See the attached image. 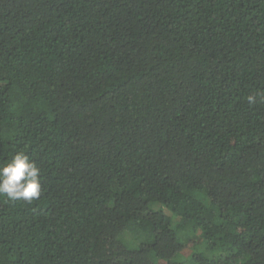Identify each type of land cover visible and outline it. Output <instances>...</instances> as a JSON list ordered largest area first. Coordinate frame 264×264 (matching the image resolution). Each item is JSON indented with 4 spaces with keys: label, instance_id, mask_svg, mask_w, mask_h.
Returning a JSON list of instances; mask_svg holds the SVG:
<instances>
[{
    "label": "trees",
    "instance_id": "obj_1",
    "mask_svg": "<svg viewBox=\"0 0 264 264\" xmlns=\"http://www.w3.org/2000/svg\"><path fill=\"white\" fill-rule=\"evenodd\" d=\"M20 151L0 264H264V0H0Z\"/></svg>",
    "mask_w": 264,
    "mask_h": 264
},
{
    "label": "clouds",
    "instance_id": "obj_2",
    "mask_svg": "<svg viewBox=\"0 0 264 264\" xmlns=\"http://www.w3.org/2000/svg\"><path fill=\"white\" fill-rule=\"evenodd\" d=\"M248 100L254 103L255 97L250 96ZM42 186L40 168L23 151L0 166V195H6L13 202L38 200L42 194Z\"/></svg>",
    "mask_w": 264,
    "mask_h": 264
}]
</instances>
